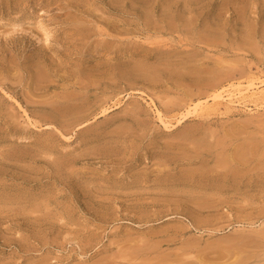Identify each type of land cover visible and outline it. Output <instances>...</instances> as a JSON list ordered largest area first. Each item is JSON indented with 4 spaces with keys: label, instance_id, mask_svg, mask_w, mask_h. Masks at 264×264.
Here are the masks:
<instances>
[{
    "label": "rangeland",
    "instance_id": "obj_1",
    "mask_svg": "<svg viewBox=\"0 0 264 264\" xmlns=\"http://www.w3.org/2000/svg\"><path fill=\"white\" fill-rule=\"evenodd\" d=\"M263 92L264 0H0V264H264Z\"/></svg>",
    "mask_w": 264,
    "mask_h": 264
},
{
    "label": "bare ground",
    "instance_id": "obj_2",
    "mask_svg": "<svg viewBox=\"0 0 264 264\" xmlns=\"http://www.w3.org/2000/svg\"><path fill=\"white\" fill-rule=\"evenodd\" d=\"M97 10H98V9H97ZM164 12H165V11H164ZM146 14H147V13H146ZM146 14L144 15L143 18L145 19L146 22H149V21H148V20H149L148 17H151V15L148 16V15H146ZM164 15H168V14L166 13V14H164ZM184 15H185V14H184ZM54 16H55V15H54ZM152 16H153V15H152ZM169 16H171L170 13H169ZM160 17H162V16H160ZM164 17H165V16H164ZM183 17H184V16H183ZM183 17L181 16L182 19H183ZM185 17H186V16H185ZM187 17H188V16H187ZM170 18H172V17H170ZM60 19H61V18H60ZM60 19H58V20H60ZM75 19H76V18H75ZM150 19H151V18H150ZM157 19H158V18H157ZM161 19H162V18H161ZM161 19H160V20H161ZM168 19H169V18H168ZM185 19H186V18H185ZM188 19H189V18H188ZM216 19H217V18H216ZM61 20H62V19H61ZM63 20H64V19H63ZM76 20H77V19H76ZM158 20H159V19H158ZM163 20H166V21H167L166 17H165V19L163 18ZM170 20H171V19H170ZM172 20H173V18H172ZM186 20H187V19H186ZM145 21H143V22H145ZM179 21H180V20H179ZM179 21H178V22H179ZM181 21H182V20H181ZM150 22H151V21H150ZM164 22H165V21H164ZM164 22H162V23H164ZM176 22H177V21H176ZM178 22H177V23H178ZM194 22H195V21H194ZM151 23H153V22H151ZM165 23H166V26L161 25V24L159 25V22H158V23H156V24H158L159 26L156 25V24H155V25L152 24V25H154V27L152 26V29L149 28V27H146V28H147V30H150V29L153 30L154 33H156V32H162V31H165V32L167 33L168 30H169V32H170V30H173V29L171 28V26H170L171 22H169V20H168V22H165ZM175 24H176V23H175ZM175 24H174V25H175ZM180 24H181V22H180ZM211 24H212V23H211ZM114 25H115V24H114ZM114 25H112V26H114ZM143 25H144V24H143ZM147 25H149V24H147ZM150 25H151V24H150ZM174 25H172V27H173ZM192 25H193V24H192ZM194 25H195V23H194ZM204 25H205V24H204ZM206 25H208V24H206ZM218 25H219V24H218ZM144 26H146V25H144ZM186 26H187V24H186ZM188 26H189V25H188ZM202 26H203V25H202ZM221 26H222V25H221ZM44 27H45V26H44ZM176 27H177V25L174 27L175 30H177V29L179 28V27H178V28L176 29ZM181 27H184V28H185L184 25H182ZM181 27H180V28H181ZM189 27H190V26H189ZM210 27H214V28H216V27L214 26V23H213V26H210ZM73 28H74V27H73ZM75 28H76V27H75ZM115 28H116V27H115ZM144 28H145V27H144ZM146 28H145V29H146ZM84 29H85V28H84ZM124 29H125V28H124ZM200 29H201V28H200ZM204 29H205V28H204ZM208 29H209V28H208ZM42 30H43V29H42ZM91 30L93 31V29H91ZM101 30H102V29H101ZM151 30L149 31L150 33L153 32V31H151ZM175 30H174V32H175ZM182 30H183V29H182ZM69 31H70V30H69ZM78 31H79V30H78ZM80 31H81V30H80ZM86 31H87V30H86ZM96 31H97V30H95V33H96ZM98 31H99V30H98ZM124 31H125V30H124ZM188 31H189V29H188ZM188 31H187V32H188ZM216 31H217V30H216ZM87 32H88V31H87ZM171 32H172V31H171ZM171 32H170V33H171ZM183 32H184V31H183ZM218 32H219V31H218ZM2 33H3V32H2ZM31 33H32V32H31ZM44 33H45V32H44ZM53 33H54V32H53ZM64 33H67V32L64 31ZM75 33H76L77 35L82 34L81 32H75ZM177 33H179V32H177ZM189 33H190V32H189ZM204 33H205V32H204ZM83 34H84V33H83ZM111 34H112V33H111ZM180 34H181V33H180ZM52 35H54V34H52ZM62 35H63V33H62ZM64 35H65V34H64ZM71 35H72L71 33H67V34H66V36H68V38L71 37ZM87 35H88V34H87ZM100 35H101V34H100ZM149 35H150V34H149ZM185 35H186V34H185ZM202 35H203V34H202ZM43 36H44V35H43ZM46 36H47V34H46ZM81 36H82V35H81ZM92 36H93V35H92ZM160 36H161V35H160ZM197 36H198V35H196V38H198L197 40L199 41L200 44H201V42H204V43L206 44L207 41H205V40H208L207 37H205V36L197 37ZM53 37H54V36H53ZM72 37H75V36H72ZM76 37H77V36H76ZM76 37L74 38L75 40L73 39L74 41H76ZM147 37H148V36H147ZM156 37L158 38L159 36L156 34ZM203 37H204V38H203ZM33 38H34V37H33ZM45 38H46V37H44V39H45ZM77 38H78V37H77ZM90 38H91V37H90ZM90 38H89V40H90ZM163 38H164V37H163ZM187 38H188V37H187ZM187 38H186V39H187ZM190 38H191V37H190ZM194 38H195V37H194ZM194 38H193L192 41H191V42H193V43H194V41H193ZM46 39H47V38H46ZM56 39H57V37H56ZM70 39H71V38H70ZM82 39H83V38H82ZM161 39H162V38H161ZM165 39H166V38H165ZM181 39H182V38H181ZM183 39L185 40V38H183ZM53 40H54V39H53ZM65 40H68V39L66 38ZM89 40H88V41H89ZM141 40H142V39H141ZM154 40H155V39H154ZM154 40H153V41H154ZM159 40H160V39H159ZM197 40L195 39V41H196L195 43H198ZM61 41H62V39H61ZM105 41H106V40H105ZM150 41H151V40H150ZM68 42L70 43V41H68ZM89 42H90V41H89ZM180 42H181V40H180ZM182 42H183V41H182ZM186 42L188 43V41H186ZM212 42H213V41H212ZM217 42H218V41H217ZM60 43H61V42H60ZM64 43H67V41L64 42ZM71 43H72V42H71ZM193 43H190V45H191V44L193 45ZM199 43H198V44H199ZM204 43H202V45H203ZM207 43H210V42H207ZM214 43H216V41H214ZM92 44H93V43H91V46H92ZM158 44H159V43H158ZM211 44H213V43H211ZM221 44H222V43H221ZM46 45H47V44H46ZM186 45H187V44H186ZM207 45H208V44H207ZM207 45H206V46H207ZM214 45H215V44H214ZM218 45H220V44L218 43ZM49 46H50V45H49ZM49 46H48V47H49ZM210 46H211V45H210ZM250 46H252V48H253L254 45H250ZM41 47H42V46H41ZM48 47L45 46V48H48ZM71 47H72V46H71ZM181 47H182V46H181ZM213 47H214V46H213ZM215 47H216V46H215ZM244 47H245V46H244ZM248 47H249V46H248ZM74 48H75V47H74ZM74 48H73V51H74ZM92 48H93V47H92ZM183 48H185V46H183ZM207 48H208V47H207ZM76 49H77V48H76ZM76 49H75V50H76ZM47 50H48V49H46V51H47ZM43 51H45V50H44V47H43ZM69 51H70V50H69ZM90 51H91V50H90ZM94 51H95V50H94ZM236 51H237V50H236ZM239 52H240V51H239ZM252 52H253V51H252ZM62 53H63V52H62ZM73 53H74V52H73ZM253 54H254V53H253ZM58 55H59V54H58ZM214 57L216 58V56H214ZM219 57H220V56H219ZM221 58H223V57H221ZM233 58H234V57H233ZM61 59H62V58H61ZM236 60H237V59H236ZM239 60H240V59H239ZM216 61H217V60H216ZM222 61H224V60H222ZM234 61H235V60H234ZM63 62H65V60H64ZM218 62H219V61H218ZM220 63H221V62H220ZM223 63H224V62H223ZM223 63H222V65H224ZM232 63H233V62H232ZM237 63H239V62H237ZM58 64H59V62H58ZM60 64H61V63H60ZM233 64H235V63H233ZM62 65H63V64H62ZM96 65H97V64H96ZM225 65H226V64H225ZM200 66H202V65H200ZM228 67H229V66H228ZM237 68H239V67L237 66ZM228 70H229V69H228ZM238 70H239V69H238ZM226 71H227V70H226ZM234 71H235V70H233V72H234ZM239 72H240V70H239ZM15 74H16V73H15ZM194 74H195V73H194ZM219 74H221V73H219ZM219 74H218V75H219ZM238 74H239V73H238ZM192 75H193V74H192ZM218 75H217V76H218ZM221 75H222V74H221ZM75 76H76V75H75ZM190 76H191V75H190ZM78 77H79V76H78ZM89 77H90V76H89ZM89 77H88V79H87V83L84 82V81H82L83 79H78L77 84L75 83L76 85H78L77 87H79L80 90H84L83 92H84L85 95H86L85 92L87 91V89L89 88V86L92 85V82H91L92 79L90 80ZM108 77H109V76H108ZM215 77H216V76H214V79H215ZM232 77H233V76H232ZM217 78H218V77H217ZM73 79H74V77H73ZM75 79H76V77H75ZM93 79H95V78H93ZM211 79H212V78H211ZM79 80H80V81H79ZM96 80H97V79H96ZM219 80H220V78H219ZM221 80H222V78H221ZM221 80H220V81H221ZM257 80H258V79H257ZM92 81H93V80H92ZM115 81H116V80H115ZM48 82H50V81H48ZM211 82H212V81H211ZM211 82H210V83L208 82V83L210 84L209 86H210V88H212V89L215 88V87H217V85L221 83V82L219 83L218 81H216V83L218 82V84H216V83H214L215 80H214L213 83H211ZM73 83H74V82H73ZM156 83H157V82H156ZM182 83H183V82H182ZM206 83H207V82H206ZM261 83H263V82L261 81ZM236 84H237V83H236ZM239 84H240V83H239ZM245 84H246V83H245ZM259 84H260V83H259ZM33 85H34V84H33ZM246 85H247L246 88L252 86V85H253L252 80H251L250 84H249V81H248ZM248 85H250V86H248ZM256 85H257V84H256ZM256 85L254 84L253 86L256 87ZM92 86H93V85H92ZM209 86H208V87H209ZM237 86H238V85H237ZM35 87H37V85H36ZM201 87H203V86H201ZM222 87H223V86H222ZM229 87H230V86L228 85V89H229ZM32 88H33V87H32ZM167 88H168V87H167ZM203 88H204V87H203ZM223 88H224V87H223ZM225 88H227V87H225ZM232 88H233V87H232ZM199 89H200V87H199ZM199 89H198V90H199ZM212 89H211V90H212ZM218 89H220V88H218ZM218 89H217V90L215 89V92L212 93V97H213L212 99H216V100H217V99H219V98H223V95H222V94H223L224 92L221 93V91L218 90ZM244 89H245V88H244ZM169 90L171 91V89H169ZM191 90H192V89H191ZM200 90H202V89H200ZM200 90H199V91H200ZM205 90H206V85H205ZM246 90H247V89H246ZM246 90H245V91H246ZM250 90H251V89H250ZM260 90H261V89H260ZM262 90H263V89H262ZM173 91H174V90H173ZM187 91H188V95H189L190 92H189V90H187ZM192 91H193V90H192ZM192 91H191V92H192ZM195 91L197 92V90H195ZM212 91H213V90H212ZM238 91H239V90H238ZM240 91H241V90H240ZM242 91H243V90H242ZM242 91H241V92H242ZM253 91H254V90H253ZM253 91H252V92H253ZM255 91H256V90H255ZM24 92H25V91H24ZM149 92H150V91H149ZM177 92H178V91H177ZM193 92H194V91H193ZM202 92H203V94L205 93V92H204V89L202 90ZM202 92L200 91V92L195 93V94L193 93V95H194L195 97L197 96V98H198V97H200V95H202ZM206 92H207V90H206ZM234 92H235V91H234ZM252 92H251V94H253ZM259 92H260V91H259ZM1 93H2V92H1ZM64 93H65V95L61 96V98L64 100V102H69L70 100H73V98H72V96H71L70 93H69V94H68V92H67V94H66V92H64ZM150 93H152V92H150ZM225 93H226V92H225ZM263 93H264V92H263ZM152 94H153V93H152ZM184 94H185V93H184ZM191 94H192V93H190V95H191ZM208 94H209V93H208ZM240 94H241V93H240ZM254 94H255V93H254ZM256 94H257V93H256ZM256 94H255V96H256ZM125 95H126V94H125ZM185 95H187V94H185ZM188 95H187L186 98L189 99L190 96L188 97ZM204 95H206V94H204ZM261 95H262V93H261ZM6 96H7V95H6ZM74 96H76V95H74ZM166 96H167V95H165V98H169L168 96H167V97H166ZM210 96H211V95H210ZM228 96H229V95H228ZM162 97H163V96H162ZM191 97H193V96H191ZM225 97H226V96H225ZM233 97H234V96H233ZM258 97H259V95H258ZM28 98H31V97H28ZM160 98H161V97H160ZM165 98H164V99H165ZM179 98H180V97H179ZM186 98H185V99H186ZM206 98H207V97H206ZM209 98H210V97H209ZM260 98H262V97H260ZM122 99H123V98H122ZM149 99H150V98H149ZM156 99H157V98H156ZM185 99L183 98V100H182V98H180V101L184 102ZM203 99H204V98H203ZM262 99H263V98H262ZM38 100H39V99H38ZM50 100H51V99H50ZM165 100H167V99H165ZM169 100H170V99H169ZM219 100H220V99H219ZM221 100H222V99H221ZM25 101H26V100H25ZM25 101H24V102H25ZM120 101H121V100H120ZM190 101H191V100H190ZM197 101H198V102H197V103L194 102L195 104H193V106H192V105H187V103H186L185 105H184V104L181 105L182 103H181V104L179 103L180 105H178V104H175V103L173 102V100H172V102H169V103L171 104V108H170V106H169V107L167 106V107H168L167 110H169V109H170V110L173 109L172 106H175V105H177V108H178V109H183L184 112H181V113H180V115H181L180 117L178 116L180 119H176V120H177V123H178L179 121H181L182 118H184V117L187 116L189 113H191V107H192V109H193V111H192V114H193L194 110L197 109L196 107H198L197 105H199V104H200L199 102L202 101V100L199 99V100H197ZM204 101H205V99H204ZM185 102H186V101H185ZM185 102H184V103H185ZM16 103H17V102H16ZM16 103H15V104H16ZM39 103H40V102H39ZM43 103H44V102H43ZM43 103H42V104H43ZM49 103H50V102H49ZM117 103H118V102H117ZM151 103H152V102H151ZM158 103H160V101H159ZM169 103H168V104H169ZM192 103H193V102H192ZM36 104H37V103H36ZM160 104H161V103H160ZM213 104H214V103H213ZM217 104H218V103H217ZM237 104H238V103H237ZM200 105H201V107H202L204 104H203V105L200 104ZM115 106H116V105H115ZM126 106H127V105H126ZM160 106H161V105H160ZM78 107H79V106H78ZM112 107H113V106H112ZM175 107H176V106H175ZM206 107H207V106H205V108H206ZM212 107H213V106H212ZM75 108H77V107L75 106ZM87 108H88V106L85 107V109H87ZM162 108H163V107H162ZM177 108H175V109H177ZM207 108H208V107H207ZM207 108H206V109H207ZM102 109H103V107H102ZM156 109H157V108H156ZM164 109H166V108H164ZM164 109H163V110H164ZM208 109H209V108H208ZM208 109H207L206 112L209 111ZM22 110H23V109H22ZM69 110H70V109H69ZM103 110H106V109L104 108ZM167 110H166V112H167ZM201 110H203V109H200L199 111H201ZM101 111H102V110H101ZM101 111H100V112H101ZM126 111H127V109H126ZM134 111H135V110H134ZM171 111H172V110H171ZM23 112H24V110H23ZM135 112H136V111H135ZM155 112H156V111H155ZM160 112H161V111L157 110V113H156V115L158 114L157 118L161 117L160 114H159ZM203 112H204V110H203ZM25 113H26V111H25ZM101 113H102V112H101ZM197 113H199V112H197ZM197 113H196V115H200V114H202L201 112H200L199 114H197ZM99 114H100V113H99ZM122 114H123V113H122ZM164 114H165V112H164ZM164 114H163V116H164ZM203 114H204V113H203ZM203 114H202V115H203ZM97 115H98V114H97ZM97 115H96V116H97ZM177 115H179V114H177ZM204 115H205V114H204ZM204 115H203V116H204ZM25 116H26V115H25ZM89 116H90L89 113H83V115H81V116H77L76 119L78 120V122L81 123L80 126H81L82 124H84V123L88 120ZM175 116H176V115H175ZM190 116H191V115H190ZM164 117H165V116H164ZM166 117H167V115H166ZM198 117H199V116H198ZM26 118H27V116H26ZM26 118H25V119H26ZM90 118H91V117H90ZM167 118H168V117H167ZM169 118H170V117H169ZM173 118H174V116H173ZM160 119H161V118H160ZM187 119H188V118H186V120H187ZM28 120H29V118H28ZM45 120H47V119H45ZM162 120H163V119H162ZM170 120H171V119H169V122H170ZM183 120H185V118H184ZM183 120H182V121H183ZM72 121H73V119H72ZM72 121H71V122H72ZM158 121H160V120L158 119ZM166 121H168V120H166ZM261 121H262V120H261ZM74 122H75V121H74ZM74 122H72V123H74ZM183 122H184V121H183ZM160 123H161V124H164V122H162V121H160ZM247 123H248V122H247ZM256 123H258V122H255V124H256ZM262 123H263V122H262ZM262 123H260V125H261ZM166 124H167V122L164 124V128H165V125H166ZM168 124H169V123H168ZM173 124H174V123H173ZM239 124H241V123H239ZM242 124H243V123H242ZM258 124H259V123H258ZM75 125H76V124H75ZM170 125H171V124H170ZM214 125H215V124H214ZM220 125H221V124H220ZM256 125H257V124H256ZM73 126H74V125H73ZM82 126H83V125H82ZM162 126H163V125H162ZM171 126H172V125H171ZM176 126H177V125H176ZM261 126H262V125H261ZM47 127H48V126H47ZM174 127H175V124H174ZM174 127H173V128H174ZM222 127H223V126H222ZM245 127H246V126H245ZM245 127H244V128H245ZM258 127H259V125H258ZM77 128H78V127H77ZM169 128H170V127H169ZM212 128H213V127H212ZM72 129H73V128H72ZM166 129H167V128H166ZM226 129H227V127H226ZM241 129H242V128H241ZM231 130H232V129H231ZM244 130H245V129H244ZM244 130H243V131H244ZM233 131H234V130H233ZM234 132H235V131H234ZM234 132H233V133H234ZM227 133H228V132H227ZM241 133H243V132H241ZM60 134H61V133H60ZM210 134H212V133H210ZM228 134H229V133H228ZM239 134H240V133H239ZM71 135H72V134H71ZM225 135H226V134H225ZM225 135H224V136H225ZM255 135H257V134H255ZM224 136H223V137H224ZM231 136H232V135H231ZM66 137H67V136H66ZM216 137H217V136H216ZM223 137H222V138H223ZM70 138H71V137H70ZM260 138H261V137H260ZM165 139H166V137H165ZM216 139H217V138H216ZM263 139H264V138H263ZM68 140H69V139H68ZM161 140H162V139H161ZM217 140H219V139H217ZM217 140H216V141H217ZM251 140H252V139H251ZM256 140H258V139H256ZM165 141H166V140H165ZM216 141H215V142H216ZM220 141H222V140H220ZM72 142H74V144H73L72 147H76V146L82 144L83 141L81 140L80 137H77V138L73 139ZM218 142H219V141H218ZM218 142H217V143H218ZM189 144H190V142H189ZM214 144L216 145V143H214ZM239 145H240V144H239ZM70 146H71V145H70ZM223 146H225V145H223ZM225 147H226V146H225ZM225 147H224V148H225ZM234 147H235V146H234ZM213 148H214V147H213ZM253 149H254V148H253ZM263 149H264V148H263ZM219 150H220V149H219ZM91 151H92V150H91ZM234 151H235V150H234ZM240 151H241V150H240ZM240 151H239V152H240ZM249 151H250V150H249ZM249 151H248V152H249ZM251 151H252V150H251ZM262 151H263V150H262ZM194 152H195V151H194ZM196 152H197V151H196ZM226 152H227V151H226ZM231 152H232V151H231ZM239 152H238V153H239ZM255 152H256V150H255ZM263 152H264V151H263ZM236 153H237V152H236ZM238 153H237L236 155H238ZM241 153H243V154L245 155V151H244V152H241ZM216 154H218V153H216ZM216 154H215V155H216ZM219 154L221 155L220 152H219ZM225 154H226V153H225ZM243 154H242V155H243ZM254 154H255V153H254ZM254 154H252V155H254ZM257 154H258V153H257ZM260 154H261V153H260ZM222 155H223V154H222ZM234 155H235V154H234ZM244 155H243V156H244ZM250 155H251V154H250ZM262 155H263V154H262ZM247 156H249V155H247ZM244 157H245V156H244ZM224 158H225V157H224ZM231 158H232V157H231ZM246 158H247V157H246ZM249 158H250V157H249ZM251 158H252V156H251ZM234 159H236V157H235ZM155 160H156V159H155ZM239 160H240V159H239ZM237 161H238V160H236V162H237ZM231 162H232V161H231ZM239 162H240V161H239ZM239 162H238V163H239ZM244 162H245V161H244ZM255 162H257V161H255ZM255 162H254V163H255ZM241 163H242V162H241ZM67 164H69V163H67ZM255 164H256V163H255ZM263 165H264V163H263ZM263 165H262V166H263ZM155 166H156V165H155ZM257 166H258V165H257ZM150 167H151V166H150ZM194 167H195V166H194ZM250 167H251V166H250ZM253 167H254V166H253ZM219 168H220V167H219ZM255 168H256V167H255ZM258 168H259V167H258ZM260 168H261V167H260ZM256 169H257V168H256ZM249 170H250V168H249ZM252 170H253V168H252ZM68 171H69V170H68ZM70 171H71V170H70ZM140 190H141V189H140ZM133 191H134V190H133ZM127 192H128V191H127ZM135 192H136V191H135ZM210 196H211V195H210ZM96 198H97V197H96ZM100 199H101V198H100ZM136 201H137V200H136ZM146 201H147V200H146ZM127 202H128V201H127ZM29 213H30V212H29ZM29 215H30V214H29ZM263 233H264V232H263ZM179 237H180V236H179ZM124 239H125V238H124ZM128 240H130V239H128ZM167 241H168V240H167ZM139 243H140V242H139ZM148 243H149V242H148ZM193 245L195 246V244H193ZM154 246H155V244H154ZM207 246H208V245H207ZM213 246H214V245H213ZM137 247H138V246H137ZM180 247H181V246H180ZM208 247H209V246H208ZM134 248H135V247H134ZM144 248H145V247H144ZM181 248H182V247H181ZM183 248L185 249V247H183ZM187 248H188V247H187ZM187 248H186V249H187ZM131 250H132V249H131ZM172 250H174V249H172ZM204 250H205V249H204ZM120 251H121V250H120ZM123 251H124V250H123ZM129 251H130V249H129ZM129 251H127V252H129ZM146 251H147V250H146ZM148 251H149V250H148ZM166 252H167V250H166ZM113 254H114V253H113ZM130 254H131V253H130ZM163 254H164V253H163ZM167 254H168V253H167ZM190 254H191V253H190ZM110 255H111V254H110ZM110 255H109V256H110ZM123 255H124V254H123ZM133 255H134V254H133ZM133 255H132V256H133ZM165 255H166V254H165ZM181 255H182V254H181ZM183 255H184V254H183ZM201 255H202V254H201ZM113 256H114V255H113ZM128 256H129V254H128ZM163 256H164V255H163ZM185 256H186V255H185ZM118 257H119V256H118ZM134 257H135V256H134ZM167 257H168V256H167ZM188 257H189V255H188ZM115 258H116V257H115ZM126 258H127V257H126ZM158 258H159V257H158ZM204 258H205V257H204ZM121 259H122V258H121ZM131 259H132V258H131ZM133 259H134V258H133ZM138 259H139V258H138ZM145 259H146V258H145ZM145 259H144V260H145ZM164 259H166V258H164ZM168 259H169V258H168ZM173 259H174V258H173ZM198 259H199V258H198ZM201 259H202V258H201ZM141 260H142V259H141ZM186 260H187V259H186ZM188 260H189V259H188ZM139 261H140V260H139ZM189 261H190V260H189ZM181 262H182V261H181ZM184 262H186V261L184 260ZM191 262H192V261H191ZM197 262H198V261H197ZM127 263H128V262H127ZM131 263H132V262H131ZM137 263H138V261H137ZM198 263H199V262H198ZM119 264H120V263H119ZM167 264H168V263H167ZM180 264H181V263H180ZM182 264H183V263H182ZM188 264H189V263H188ZM202 264H203V263H202Z\"/></svg>",
    "mask_w": 264,
    "mask_h": 264
}]
</instances>
